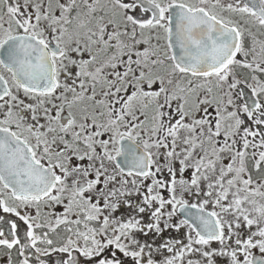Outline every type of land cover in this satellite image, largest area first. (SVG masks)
<instances>
[{"label":"snow or ice","instance_id":"obj_1","mask_svg":"<svg viewBox=\"0 0 264 264\" xmlns=\"http://www.w3.org/2000/svg\"><path fill=\"white\" fill-rule=\"evenodd\" d=\"M2 264H264V0H0Z\"/></svg>","mask_w":264,"mask_h":264},{"label":"flooded vegetation","instance_id":"obj_2","mask_svg":"<svg viewBox=\"0 0 264 264\" xmlns=\"http://www.w3.org/2000/svg\"><path fill=\"white\" fill-rule=\"evenodd\" d=\"M0 264H2V261H0Z\"/></svg>","mask_w":264,"mask_h":264}]
</instances>
